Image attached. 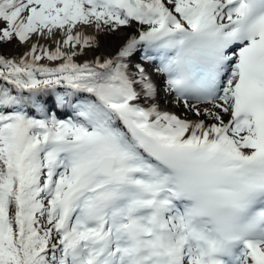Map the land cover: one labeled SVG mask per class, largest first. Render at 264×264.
Returning <instances> with one entry per match:
<instances>
[{"label":"snow or ice","instance_id":"1","mask_svg":"<svg viewBox=\"0 0 264 264\" xmlns=\"http://www.w3.org/2000/svg\"><path fill=\"white\" fill-rule=\"evenodd\" d=\"M0 264H264V0H0Z\"/></svg>","mask_w":264,"mask_h":264},{"label":"bare ground","instance_id":"2","mask_svg":"<svg viewBox=\"0 0 264 264\" xmlns=\"http://www.w3.org/2000/svg\"><path fill=\"white\" fill-rule=\"evenodd\" d=\"M119 35H122V34L118 33V34H115V35H112V36H102L100 38L101 46H100L99 51L100 52H104V53L114 52L116 47H117V45L119 44V40L116 38ZM4 51L9 53V54H12V53H15V52H21L22 53L24 51V49L23 48L16 49V48L8 47V48H5ZM92 57H93V53L89 51L86 56H83L80 59L81 60L91 59ZM161 106L162 107H167L169 110H173V111H178L179 112L178 107L176 105L172 104V102L170 100L168 101L167 105L162 104Z\"/></svg>","mask_w":264,"mask_h":264},{"label":"rangeland","instance_id":"3","mask_svg":"<svg viewBox=\"0 0 264 264\" xmlns=\"http://www.w3.org/2000/svg\"><path fill=\"white\" fill-rule=\"evenodd\" d=\"M113 35H115V34H113ZM178 110H180L179 108H178ZM178 112V111H177Z\"/></svg>","mask_w":264,"mask_h":264}]
</instances>
